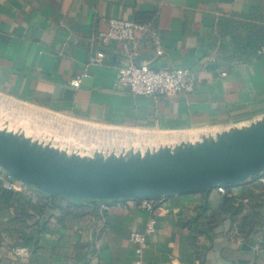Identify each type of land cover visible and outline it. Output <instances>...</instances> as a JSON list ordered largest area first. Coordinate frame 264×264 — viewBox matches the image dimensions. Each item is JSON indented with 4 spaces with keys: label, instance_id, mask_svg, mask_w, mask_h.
Here are the masks:
<instances>
[{
    "label": "crops",
    "instance_id": "obj_1",
    "mask_svg": "<svg viewBox=\"0 0 264 264\" xmlns=\"http://www.w3.org/2000/svg\"><path fill=\"white\" fill-rule=\"evenodd\" d=\"M109 18L152 20L164 53L144 48L135 62L193 71L194 91L146 96L117 89V66L126 63L121 44L89 40ZM258 32L264 0H0V93L124 127L215 133L264 116V43L240 53L236 41ZM99 48L102 62L88 64ZM5 177L0 169V264H264V187L254 177L225 192L215 186L162 196L152 211L132 197L93 202L28 185L9 192ZM151 218L155 231L138 256L130 234L145 231ZM14 245L30 254L16 255Z\"/></svg>",
    "mask_w": 264,
    "mask_h": 264
},
{
    "label": "water",
    "instance_id": "obj_2",
    "mask_svg": "<svg viewBox=\"0 0 264 264\" xmlns=\"http://www.w3.org/2000/svg\"><path fill=\"white\" fill-rule=\"evenodd\" d=\"M0 167L41 192L109 200L229 185L264 172V116L195 141L93 155L68 153L0 126Z\"/></svg>",
    "mask_w": 264,
    "mask_h": 264
},
{
    "label": "built area",
    "instance_id": "obj_3",
    "mask_svg": "<svg viewBox=\"0 0 264 264\" xmlns=\"http://www.w3.org/2000/svg\"><path fill=\"white\" fill-rule=\"evenodd\" d=\"M89 40L105 47L110 41H117L122 46V53L126 63L117 66L115 87L121 91H128L134 95L158 96L177 95L190 93L197 85V77L193 71L181 67L154 68L146 62L136 63L135 57L141 49L152 48L158 56L163 55L164 49L161 36L152 20L133 21L121 18H109L107 29L93 33ZM259 54H264V44L258 49ZM105 57L103 48H99L90 54L88 64L101 63ZM226 75V72L222 73ZM85 72L77 75L71 84L78 87ZM0 169H3L0 167ZM4 170V169H3ZM5 171V170H4ZM2 183L5 189L21 192L27 186L23 182L12 178L7 171ZM255 181L264 186V172L255 176ZM221 192H225V185H217ZM160 197H141L139 206L152 211ZM105 209L108 204L103 205ZM155 219L151 218L145 231H133L130 234V241L134 244L135 252L141 255L147 246L149 237L155 231ZM0 241L2 234L0 231ZM11 250L18 256L26 257L30 250L25 246L14 245Z\"/></svg>",
    "mask_w": 264,
    "mask_h": 264
},
{
    "label": "rangeland",
    "instance_id": "obj_4",
    "mask_svg": "<svg viewBox=\"0 0 264 264\" xmlns=\"http://www.w3.org/2000/svg\"><path fill=\"white\" fill-rule=\"evenodd\" d=\"M0 124L9 130L23 132L34 140L51 144L66 150L68 153H78L80 155H93L97 151L103 154H117L129 149L145 151L147 148L153 149L162 145L173 146L180 141H195L200 139L203 134L210 133L208 130L197 128L152 129L124 127L48 109L1 93ZM173 133H183L185 137L180 141H170L171 143L159 141L162 135ZM67 134H83L82 136L92 138L94 142L90 139V144H85L84 140L78 139L77 135L70 139ZM86 146L90 149L85 148Z\"/></svg>",
    "mask_w": 264,
    "mask_h": 264
},
{
    "label": "trees",
    "instance_id": "obj_5",
    "mask_svg": "<svg viewBox=\"0 0 264 264\" xmlns=\"http://www.w3.org/2000/svg\"><path fill=\"white\" fill-rule=\"evenodd\" d=\"M237 41V45H238V52L243 53L246 50H250L253 52H256L258 47L264 43V32H258V34H253L251 37L243 39V40H236ZM259 184V183H258ZM261 185V184H259ZM231 185H225V187H229ZM263 186V185H262ZM1 187V186H0ZM264 187V186H263ZM6 191L11 192L10 190L5 189ZM14 192V191H12ZM20 193V192H18ZM51 197H58V195H54V194H50ZM85 200H91L93 202L96 201H100L97 199H85ZM232 204L234 203L233 200H231ZM223 209H225V205L223 207ZM240 211V207L237 206V208L234 209V211L232 212V214H237Z\"/></svg>",
    "mask_w": 264,
    "mask_h": 264
},
{
    "label": "bare ground",
    "instance_id": "obj_6",
    "mask_svg": "<svg viewBox=\"0 0 264 264\" xmlns=\"http://www.w3.org/2000/svg\"><path fill=\"white\" fill-rule=\"evenodd\" d=\"M0 126H1V127H4V126H2V124H0ZM63 135H64V134H63ZM68 135H69V136H68ZM75 135H77L78 139H80V140H81V139L84 140V143H85V144H90V142L93 141L92 138H90V139H91V141H90V139H89L88 137H86V136H82L83 134H82V135H78V134H67V136L70 137V139H72L73 136H75ZM115 135H116V134H115ZM126 137H127V136H126ZM82 140H81V141H82ZM85 140H86V141H85ZM67 141H68V140H67ZM87 141H89V142H87ZM115 141H116V139H115ZM73 142H74V140H73ZM93 142H94V141H93ZM116 142H117V141H116ZM117 143H118V142H117ZM95 144H96V143H95ZM143 144H146V143H143ZM143 144H142V145H143ZM70 145H72V144H70ZM90 146H91V145H90ZM138 146H139V145H138ZM138 146H137V147H138ZM87 147H88V146H86L85 148H87ZM109 147H110V146H109ZM73 149H74V148H73ZM88 149H90V148L88 147ZM88 149H87V150H88ZM91 149H92V146H91ZM96 149H98V148H96ZM99 149H100V148H99ZM90 151H91V150H90ZM95 151H96V150H95Z\"/></svg>",
    "mask_w": 264,
    "mask_h": 264
}]
</instances>
